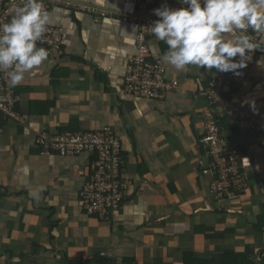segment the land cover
<instances>
[{"label": "crops", "instance_id": "0c3cea01", "mask_svg": "<svg viewBox=\"0 0 264 264\" xmlns=\"http://www.w3.org/2000/svg\"><path fill=\"white\" fill-rule=\"evenodd\" d=\"M62 1L98 15L52 9L48 25L62 30L67 45L11 84L21 121L0 113V264H183L185 254L208 261L234 254L264 264V136L229 134L253 161L254 195L219 202L200 173L207 161L199 144L203 93L218 72L177 71L162 60L167 45L153 35L151 56L163 62L170 89L157 99L125 91L136 28L121 18L143 0ZM262 57L257 51L241 83L223 87L224 100L264 107V69L256 64ZM104 128L121 143L126 190L121 209L98 218L77 203L91 158L41 154L36 139L44 130ZM257 218L262 232L254 228ZM218 232L224 239L214 237Z\"/></svg>", "mask_w": 264, "mask_h": 264}, {"label": "built area", "instance_id": "2783aa9c", "mask_svg": "<svg viewBox=\"0 0 264 264\" xmlns=\"http://www.w3.org/2000/svg\"><path fill=\"white\" fill-rule=\"evenodd\" d=\"M24 2L25 0H0V25L8 23L13 7L22 6ZM43 5L47 12L62 7L68 11L98 15L90 7L62 0H43ZM164 5L181 7L178 0H143L130 16L121 18L123 23H129L136 28L135 53L126 64L124 89L144 99L160 98L170 89L165 84L163 62L151 56L148 46V39L153 36L151 27L158 19L153 10ZM66 45L62 30L48 25L46 33L36 46L48 50L49 55H60L62 46ZM256 53L257 51L253 53V57ZM251 59L252 57L248 58V65L242 70V76L218 72L208 81L203 93L206 109L201 112L203 133L199 144L205 151L207 161L200 173L209 178L210 191L219 198L229 195V190H242L247 180V172L253 164L250 156L226 141L218 126L220 118L228 119L252 137L251 139L264 136L262 105L251 102L241 108L224 100L220 95L225 85L242 82ZM10 71L0 70V113L5 119L20 122L16 110L20 97L11 89ZM36 145L41 154L64 158L87 155L91 158L88 177L77 196L78 206L85 215L108 218L121 209L126 190L121 178L122 149L117 135L110 128L84 133H51L44 130L38 134Z\"/></svg>", "mask_w": 264, "mask_h": 264}, {"label": "clouds", "instance_id": "9594fccd", "mask_svg": "<svg viewBox=\"0 0 264 264\" xmlns=\"http://www.w3.org/2000/svg\"><path fill=\"white\" fill-rule=\"evenodd\" d=\"M178 2L179 8L154 9L158 19L151 27L155 38L167 45L162 60L177 71L196 66L239 77L254 52L264 53V0ZM49 19L43 0H25L13 7L10 21L0 25V70H11L12 85L48 60V50L36 45ZM256 64L264 69V57Z\"/></svg>", "mask_w": 264, "mask_h": 264}, {"label": "trees", "instance_id": "16d2710c", "mask_svg": "<svg viewBox=\"0 0 264 264\" xmlns=\"http://www.w3.org/2000/svg\"><path fill=\"white\" fill-rule=\"evenodd\" d=\"M12 89V88H11ZM219 129L220 131L223 133L226 141L231 144L228 140H229V134H235L236 132H238L240 129L238 126L234 125L233 123H231L228 119L226 118H220L219 120ZM244 136L249 139H251L252 137H249L247 133L243 132ZM258 137V136H256ZM256 137H253V139H255ZM232 145V144H231ZM235 148L241 150L239 147H237L236 145H233ZM242 151V150H241ZM208 178V177H207ZM259 181H258V176H250L247 172V180L245 183V186L243 187L242 190L238 191H234V190H229L228 193L229 195L224 196L223 198H219L216 195L214 196V198L219 201V202H231V201H240V199H243L244 197H246L248 194L249 195H254L259 189ZM239 199V200H238ZM263 208V206H262ZM257 224H254V228L258 231L260 230L262 232V228L263 225H261V223L259 222L258 218L256 220ZM259 224V225H258ZM259 232V231H258ZM214 237L216 239H224L225 234L224 233H215ZM183 264H259V262H257L255 259L249 257V256H237L234 254H228V255H221L220 256H216L214 257V259L212 261H208L206 259H200V260H195L191 255H184L183 258Z\"/></svg>", "mask_w": 264, "mask_h": 264}]
</instances>
